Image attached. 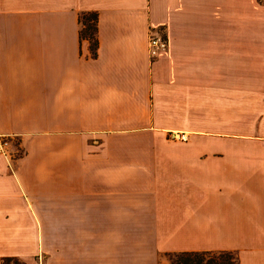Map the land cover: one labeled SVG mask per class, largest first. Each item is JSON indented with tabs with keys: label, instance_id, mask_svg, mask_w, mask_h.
I'll list each match as a JSON object with an SVG mask.
<instances>
[{
	"label": "crops",
	"instance_id": "1",
	"mask_svg": "<svg viewBox=\"0 0 264 264\" xmlns=\"http://www.w3.org/2000/svg\"><path fill=\"white\" fill-rule=\"evenodd\" d=\"M0 136V264H264V0H0Z\"/></svg>",
	"mask_w": 264,
	"mask_h": 264
},
{
	"label": "trees",
	"instance_id": "2",
	"mask_svg": "<svg viewBox=\"0 0 264 264\" xmlns=\"http://www.w3.org/2000/svg\"><path fill=\"white\" fill-rule=\"evenodd\" d=\"M96 22L97 16L94 12L81 14L79 20L80 35L89 40L92 51L97 46ZM164 257H167V264H239L237 255L232 251H183L168 253ZM10 261L17 260L4 258L2 264H8Z\"/></svg>",
	"mask_w": 264,
	"mask_h": 264
},
{
	"label": "built area",
	"instance_id": "3",
	"mask_svg": "<svg viewBox=\"0 0 264 264\" xmlns=\"http://www.w3.org/2000/svg\"><path fill=\"white\" fill-rule=\"evenodd\" d=\"M167 48L166 38L158 33L151 32L148 37V53L150 58H155L160 52L164 51ZM174 139H185L181 135H172ZM9 144V140L5 136H0V152L11 160V156L6 152V147Z\"/></svg>",
	"mask_w": 264,
	"mask_h": 264
},
{
	"label": "rangeland",
	"instance_id": "4",
	"mask_svg": "<svg viewBox=\"0 0 264 264\" xmlns=\"http://www.w3.org/2000/svg\"><path fill=\"white\" fill-rule=\"evenodd\" d=\"M263 1V0H262ZM172 140H179V139H174L172 136L170 137ZM9 145V144H8ZM8 145L6 147V152L9 154V155H13V154H17V152H14V151H10V149H8ZM1 153V152H0ZM12 157V156H11ZM15 158L17 156H14ZM14 158L12 157L11 160H13ZM160 263L162 264H167L168 263V260H167V257H162L161 260H160ZM8 264H22L21 262H17V261H10Z\"/></svg>",
	"mask_w": 264,
	"mask_h": 264
}]
</instances>
